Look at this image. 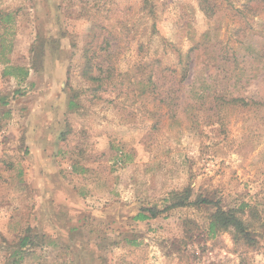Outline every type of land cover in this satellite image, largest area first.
Masks as SVG:
<instances>
[{"label": "rangeland", "instance_id": "rangeland-1", "mask_svg": "<svg viewBox=\"0 0 264 264\" xmlns=\"http://www.w3.org/2000/svg\"><path fill=\"white\" fill-rule=\"evenodd\" d=\"M8 13L0 57L26 76L0 62V264H264V3L0 0ZM219 208L255 246L210 230Z\"/></svg>", "mask_w": 264, "mask_h": 264}, {"label": "trees", "instance_id": "trees-1", "mask_svg": "<svg viewBox=\"0 0 264 264\" xmlns=\"http://www.w3.org/2000/svg\"><path fill=\"white\" fill-rule=\"evenodd\" d=\"M253 1L256 3V5H260L264 3V0H253ZM13 21L14 18L12 14L8 13L6 15L5 14L0 15V24L1 25L3 24V26H6V24L7 26L9 25L14 26ZM12 29L13 28L11 27L10 33H12ZM5 43H6L5 40H3L1 43L2 53H4V50L6 48ZM0 62L7 65L2 73L3 77L17 78L24 75L26 76V74H23L24 72L23 68L14 67L8 64L9 61H7L6 59H2L1 57H0ZM18 72H20V74H18ZM182 77L183 75L180 78ZM168 79L169 80L166 81H169L167 82V84L169 83L168 85L169 87L167 91L163 92V97L170 101L180 99V95L182 94L181 89H182L183 78L178 80L174 77H171L170 80V77H168ZM217 98L222 103H225L226 105L231 107L241 106L245 108V107H249L252 104L251 101L249 102V100L239 96L234 97L227 95V96H221V98L217 96L216 99ZM65 136L66 135L64 134L63 138H65ZM184 203H185L184 201L175 202L170 206V208H173L175 206H183ZM202 203L211 204V202H209L208 200H203ZM168 209L169 207L166 208L164 211ZM235 213H236L235 211L225 212L221 208H219L218 213L213 217V222L210 225V230L214 231V230L222 229L223 231H229L233 235V240L235 243L243 242L244 244L247 243V245L249 246H255L256 241L251 238L252 235L247 231V228L243 225L242 221L236 217ZM159 214H160L159 210L154 208H147L146 210L140 211V214L136 217V220L145 221L148 219V217H157Z\"/></svg>", "mask_w": 264, "mask_h": 264}]
</instances>
